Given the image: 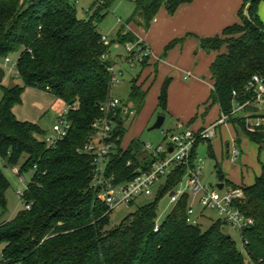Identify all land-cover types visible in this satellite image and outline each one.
<instances>
[{
    "label": "trees",
    "instance_id": "obj_1",
    "mask_svg": "<svg viewBox=\"0 0 264 264\" xmlns=\"http://www.w3.org/2000/svg\"><path fill=\"white\" fill-rule=\"evenodd\" d=\"M189 1L132 0L131 18L147 28L160 7L171 14ZM258 1L243 0L237 11L239 22L199 43L215 52L208 64L211 87L204 103L216 104L219 114L228 115L226 120L260 149L264 148L262 126L249 131L244 117L229 115L234 102L250 98L245 83L251 74L264 81V26L255 13ZM112 2L93 0L87 17L79 19L66 0H0V55L17 53L20 80L3 87L0 97V165L17 166L19 174L29 172L20 197L28 207L21 206L9 219L0 220V264H264V160L253 181L239 185L243 197L238 208L252 222L241 232L243 254L222 220L216 218L203 229L185 222L186 193L156 221L157 200L174 188L184 171L181 165L162 177L154 198L139 206L130 219L104 228L110 209L99 197V188L90 186L91 156L76 149L91 133L92 120L101 116L98 103L110 93L106 70L110 61L101 55L108 52L111 40L101 42L96 23ZM246 2L247 17L242 11ZM114 40L123 45L134 36L120 28ZM223 45L225 50L220 52ZM130 82L128 98L136 99L134 110H138L143 93L134 84L135 78ZM167 82V78L162 81L156 96V107L161 110H165ZM25 86L48 92L69 106L68 130L51 147L38 137L44 130L33 122L17 120L11 112ZM114 120L111 139L115 148L108 154L103 174L117 183L131 179L137 167L146 169L151 158L143 154L138 138L120 146L125 120L119 116ZM7 185L0 168L1 209Z\"/></svg>",
    "mask_w": 264,
    "mask_h": 264
},
{
    "label": "rangeland",
    "instance_id": "obj_2",
    "mask_svg": "<svg viewBox=\"0 0 264 264\" xmlns=\"http://www.w3.org/2000/svg\"><path fill=\"white\" fill-rule=\"evenodd\" d=\"M118 1L120 2L117 5L116 2ZM128 1L129 0H114L109 12L96 23V27L100 30L101 34L108 35L107 41H110L111 39L117 18L123 15V11L129 5ZM66 2L73 7L77 18L85 19L87 17L86 9L92 0H66ZM122 50V45L110 42L108 51L111 56L115 53H122ZM16 54V52L9 53L8 57L15 59ZM198 54L197 74L201 80V84L194 89H190V87L186 88L183 84L189 77L183 79L181 75L180 77L175 76V73L168 74L162 79L159 78L158 74H155L154 76L152 73L149 79L145 80L143 83L144 89L142 87V90H145L142 106L138 109L135 115H129L126 118L123 116L126 130L120 142L121 147H124L132 137H137L142 143H150L152 147L160 143L165 144L168 141L169 134L176 132L181 128L183 129V125H185L194 115L195 117L193 121L189 124L192 129H195L198 125H200L202 120L203 126L206 127L217 117V107L214 105H211V107L207 109V112L202 119L200 116L204 107H206L207 104L209 105V102H206V106H203L207 95L204 99L197 98L203 96L209 82V76L207 74V60L212 55V52L199 50ZM137 69V66H135L133 72L137 71ZM145 73V71H142L140 77L145 78ZM126 76L127 75L124 76V80H126ZM165 78L168 79L165 110H161L159 107H155V102L156 94L158 93L159 87ZM19 82L20 80L18 77L7 76L3 79L1 85L6 87ZM130 85V82L121 81L118 88L113 87V90L109 91L110 94L116 95L127 105L133 107L135 106L136 99L131 100L128 98ZM51 102H53L51 96L45 91L25 86L21 92L20 101L12 107L11 112L15 118H24L22 120L27 121L31 120L33 123H37L41 127L49 129L53 121V112L64 107V103L58 100L57 103L55 102V104L49 108V104H51ZM254 106L257 108V110L254 111L256 116L250 115L251 117L248 118L249 122H253L255 117H258L264 124V118L260 117V115L264 112V107L259 103H254ZM44 108H46V110L43 112ZM242 111L243 110H239L236 114L242 115ZM158 113H161L163 116L162 124L157 129L147 130V127L152 124ZM230 122L225 123V125L220 124L218 127H215V136L209 141L203 139L198 142L195 148V155L200 158L199 181L209 188L215 186L219 180L224 182L225 179H227L232 185L249 184L253 177L259 172L258 161L264 158V148L261 147L258 149L257 143L248 139L246 135L239 130L240 128L233 127ZM233 136H237L239 138V144H236V142L235 146L239 147L241 154L237 156L235 160L230 161L225 156L224 143L228 141V143L231 144L230 139ZM38 137L40 136L38 135ZM0 168L8 182L4 191L5 206L3 209L0 208V220H6L9 219L18 208L23 206L16 191H19L20 193L22 192L27 180L29 179V172L22 173V179L18 180V177L12 172L11 167H2L0 165ZM221 175L223 177H221ZM162 179L163 178L160 177L156 180L153 186L152 194L145 196L139 195L128 205L120 204L110 208L107 214V223L104 228L110 229L117 226L125 217L130 219L131 214H133L139 206L151 201L154 198L156 188L162 182ZM184 183L185 177L181 175L173 190L183 189ZM98 195L100 198L103 197L102 192H99ZM171 205L172 204L168 200L167 193L162 195L157 200V222L165 216ZM207 224V220L202 221V224H199V227L203 229L207 226ZM224 230L234 241L235 247L242 253L239 234L233 229H229L227 227H225Z\"/></svg>",
    "mask_w": 264,
    "mask_h": 264
},
{
    "label": "built area",
    "instance_id": "obj_3",
    "mask_svg": "<svg viewBox=\"0 0 264 264\" xmlns=\"http://www.w3.org/2000/svg\"><path fill=\"white\" fill-rule=\"evenodd\" d=\"M99 38L104 44L108 42L106 36L103 34H100ZM123 50L125 53V58L122 61L124 67L121 68L112 63H109L106 67L109 74L110 88L113 85H118L124 70L129 71L134 69L135 66L149 55L147 44L136 38L133 41L124 42ZM101 58H106V54H102ZM0 70L2 72L0 77L1 97L3 89L1 83L3 79L7 76L18 77L16 58L11 59L8 57V54L0 55ZM245 89L251 90L250 98L242 102H234L229 115H233L237 110H244L246 105H254V103H259L264 107V81L258 75H250L245 83ZM234 94L235 92L232 91V95ZM68 108L69 106L65 105L52 121L48 133L40 135L39 139L44 142L45 146H53L66 134L69 126L66 118ZM97 109L101 112V116L92 120L91 133L86 142L76 150L91 156L90 186L92 188L98 187L100 192L103 193L102 200L108 209L120 204L128 205L139 195L152 194L156 180L164 177L174 166L181 165L184 169L182 174L185 177L184 188L181 190L171 189L172 194L168 195L167 193L169 202L173 204L182 193H186L185 222L191 225L198 224L199 213L203 211L212 212L217 219L224 222L227 228L233 229L239 234L243 252L245 241L242 238L241 232L243 228L249 226L252 222L238 208V203L243 197L242 187L239 185L223 188H217L216 186L207 187L199 181L200 158L192 155V149L196 141L211 138L215 134V126L225 122L228 115L220 114L213 123L206 127L195 130L184 128L170 133L168 141L165 144L160 143L152 147L150 143H141L143 154H147L151 158L148 167L146 169L137 167L131 179L112 183L111 177H105L103 173L108 154L115 148L114 142L111 139V131L115 124L114 117L119 116L123 118L124 116L126 118L129 115H134L135 110L116 95L110 93L104 100L98 103ZM258 125L259 121L256 119L253 122L245 124V128L253 131ZM239 152V149L234 145L227 148V156L230 160L236 159ZM126 164H128V161ZM11 170L18 177V180L22 179V174L18 173L17 166L11 167ZM16 193L20 199L22 192L16 191ZM191 198L195 199L199 209L198 213H195L194 206L190 203ZM22 204L25 208L28 207V204Z\"/></svg>",
    "mask_w": 264,
    "mask_h": 264
},
{
    "label": "crops",
    "instance_id": "obj_4",
    "mask_svg": "<svg viewBox=\"0 0 264 264\" xmlns=\"http://www.w3.org/2000/svg\"><path fill=\"white\" fill-rule=\"evenodd\" d=\"M119 2L120 1L116 2V4L118 5ZM128 2H129L128 3L129 5L123 11V15L121 17L119 16V18H117V21L115 23V26H114L110 40L112 43L116 44L117 42H115L114 37H116L119 29L122 28V30L129 31L134 36V39L135 38L139 39V40H141L147 44V46L149 48V55H148V58H146V62L144 64V66L143 67L137 66L138 69H137V71H134V72H133V69L129 70V71L124 70V73L120 79V82L121 81L122 82H124V81L130 82L132 78H135L134 84L139 87L140 91L143 93V98H144L145 90H142L143 83L145 82V80L149 79V77L151 76L152 73L154 76H155V74H158L159 78H161V79L164 76H166L168 74H173V73H175V76H177V77H180V75H181V77L183 79H186L189 77L187 79V81H185L183 84L186 88L190 87V89H194L199 84H201V82H200L201 80L197 74L198 57H199L198 51L203 50L204 52H212V55L207 60V74H208V76H209L208 64L212 60V58L214 57L215 52L212 50L203 49L200 46L199 40L201 38L212 37V36L218 35L224 26L239 22L240 19L238 17L237 11H238V8L241 6L243 0H190L189 2H185V3L178 5L177 8L171 14L167 13L163 7H160L157 10V12L155 13L153 20L150 21V24L147 28H143L142 26L138 25L136 20L131 18V14L134 11V4H133L132 0H129ZM112 4H113V2L111 3V5ZM111 5H110V7H111ZM110 7H109V9H110ZM86 11H87V9H86ZM108 12H109V10H108ZM255 13H256V16H257L258 20L260 21V23L264 26V1L263 0H260L256 3ZM97 31L101 34L100 30L97 29ZM105 36L107 38L108 35H105ZM170 41H173L171 43V45L166 46ZM224 50H225V47L223 45L220 47V52H223ZM106 58L109 59L110 63L115 64L116 66H119L121 68L124 67V65L122 63L123 59L125 58L124 50H122V53H115L113 56H111L110 52L108 51L106 53ZM142 71L146 72L145 78L140 77V74L142 73ZM125 75H127L126 80H124ZM120 82L118 83V85H113L110 88V90H113V87L118 88V86L120 85ZM210 87H211V80L209 78V82H208L206 91L203 93V96H201L197 99H200V98L204 99V97L206 95H208ZM143 89H144V87H143ZM46 93L48 95H50L52 100H53V102H51V104H49V108H50L55 104V102L57 103L59 99L55 98L52 94H50L48 92H46ZM20 95H21V93H20ZM156 96H157V94H156ZM205 100H206V98H205ZM142 103H143V99L141 102V106H142ZM211 105L212 106L214 105L215 107H217L216 104H211ZM211 105L207 104V106H206L205 103H203V106H206V107H204L202 114L200 115L201 119L206 114L207 109L209 107H211ZM64 106H65V104H64ZM12 107H11V109H12ZM140 107H139V109H140ZM155 107H156V102H155ZM63 108L64 107H62L60 110H56L53 112V119L52 120H54L56 118L57 114ZM133 108H134V106H133ZM45 110H46V108L43 109V112ZM256 110H257V108H256ZM256 110L249 111V112L243 110L242 115L236 114V112L239 111V110H237L233 115L239 116V117H244L245 118L244 122H245V124H247V123H250L248 118L251 117L250 115L252 113H254V111H256ZM137 111L138 110H135L134 115L136 114ZM217 113H218L217 117L215 119H213V121H211L208 125L213 123L220 116L219 111H218V107H217ZM158 114H161V113H158ZM194 117H195V115L189 121H187V123L185 125H183V129L184 128H190L189 124L193 121ZM16 119L20 120V121H27V120H22L24 118H16ZM256 119L259 121V125L262 126L263 131H264V124L259 120L258 117H255L254 120H256ZM28 121L32 122L31 120H28ZM227 122L228 121L226 120L225 122H223L221 124L225 125V123H227ZM35 124H37V123H35ZM230 124L233 127L238 128V126L233 125L231 122H230ZM218 125H220V124H218ZM218 125H216L215 127H218ZM38 126L42 130H44V133H48L49 129H45V128L41 127L40 125H38ZM201 127H205V126H203V120H202L201 124L198 125L195 129H199ZM190 129H192V128H190ZM195 129H192V130H195ZM179 130H182V128ZM215 134H216V132H215ZM215 134L211 138H213L215 136ZM132 138H137V137H132ZM211 138L206 139V141H209ZM200 141H202V140H200ZM200 141H198V142H200ZM198 142H197V144H198ZM230 142H231V144H229L228 141H226L224 143V153H225V156L227 158H228L227 148H229L232 145L235 146L236 142H237L236 144H239L238 143L239 138L237 136H233L230 139ZM196 145L194 146V154H195ZM235 147H237V146H235ZM237 148L239 149V147H237ZM239 151H240L239 152V155H240L241 150L239 149ZM263 160H264V158L262 160H259L258 162L260 163ZM230 161H233V160H230ZM221 177H223V176L221 175ZM252 181H253V179H252ZM217 183H221L220 188L227 187L230 185L233 186L232 184H230V182L227 179H225L224 182L219 180ZM190 203L194 206L195 213H198L199 209L196 205L195 199L191 198ZM214 219H216V217L210 211H203V212L198 214V224H202V221H206V220L208 221V224H209Z\"/></svg>",
    "mask_w": 264,
    "mask_h": 264
},
{
    "label": "water",
    "instance_id": "obj_5",
    "mask_svg": "<svg viewBox=\"0 0 264 264\" xmlns=\"http://www.w3.org/2000/svg\"><path fill=\"white\" fill-rule=\"evenodd\" d=\"M248 4H249V2H246L245 5H244V7H243V10H242V11H243V14H244L245 17H247L246 8H247ZM140 14H141L140 11H137V12H136V15H137L139 18H140ZM1 74H2V72H1V70H0V77H1ZM244 110L247 111V112H249V111L256 110V107L253 106V105H246L245 108H244ZM162 121H163V116H162L161 114H157V115L155 116V119H154V121L152 122V124L149 125V126L147 127V130H151V129H157V128H159L160 125L162 124ZM168 150H169V148H168ZM215 186H216L217 188H220V187H221V183H216ZM170 194H172V191H169V192H168V195H170Z\"/></svg>",
    "mask_w": 264,
    "mask_h": 264
}]
</instances>
